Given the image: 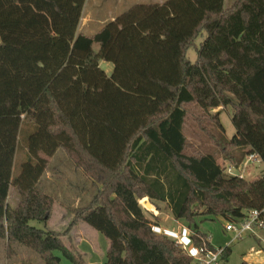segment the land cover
Listing matches in <instances>:
<instances>
[{
  "label": "trees",
  "instance_id": "1",
  "mask_svg": "<svg viewBox=\"0 0 264 264\" xmlns=\"http://www.w3.org/2000/svg\"><path fill=\"white\" fill-rule=\"evenodd\" d=\"M86 2L0 0V239L8 253L23 244L46 264H62L57 250L87 264L69 235L84 221L109 240L102 264H193L153 229L140 200L166 202L209 249L196 218L237 221L264 209V174H227L213 153H188L185 134L189 106L221 131L232 107L235 135L223 142L208 131L211 140L226 156L242 149L264 162V0L138 3L94 34L79 30ZM60 148L101 185L63 232L30 224L53 213L55 197L39 185Z\"/></svg>",
  "mask_w": 264,
  "mask_h": 264
},
{
  "label": "rangeland",
  "instance_id": "2",
  "mask_svg": "<svg viewBox=\"0 0 264 264\" xmlns=\"http://www.w3.org/2000/svg\"><path fill=\"white\" fill-rule=\"evenodd\" d=\"M166 0H87L84 17L80 29L86 33H96L101 27L102 22H108L116 18L124 11L130 9L138 3L158 2L163 3ZM235 0H225V7H230ZM91 19H94L91 20ZM206 33H203L198 39L197 44L204 40ZM188 58L195 62L198 58L196 49L191 48L187 53ZM102 62L101 66L106 68ZM189 116L185 124V134L188 138L187 152L190 154L213 153L223 169L230 165L236 166L248 180H252L261 174H264V162H247V156H244V150L232 149L230 156L222 151L210 138V133L217 134L223 141L230 140L236 133L232 123V107L223 110L221 121L225 127L221 131L215 124L210 123L207 117L197 120L203 115L202 110L194 105L189 106ZM221 109V108H220ZM219 109V110H220ZM212 112L216 110L212 109ZM199 121H206L207 133L202 129ZM19 155H25V143L19 150ZM49 167L43 176L39 187L55 197L53 213L48 221L32 220L31 225L44 230L65 231L69 228L72 220L86 208L98 193L101 185L96 184L92 178L86 175L82 167H78L72 154L67 150L60 148L49 162ZM20 160H17L15 174H18ZM20 200L18 191L12 187L10 192V203L16 207ZM149 201L151 207L148 205ZM140 204L144 213L155 225H158L163 233L169 236L174 233H184L188 228L186 219H176L167 203L160 200L141 199ZM200 229L206 232L211 243L216 249L230 246L231 250L227 258L222 257L218 264H239L245 256H248L251 248L262 247L264 254V228L257 230V235L247 234L243 239L233 241V233L226 231L225 226L229 222L223 217L210 219L196 218ZM69 235L87 261V264H102L107 260L109 248L108 238L97 231L84 221H80L71 230ZM65 242L70 245V240L66 237ZM260 244V245H259ZM8 253L6 241L0 239V262L2 264H46L44 260L32 249L19 243H14ZM55 254L61 257L62 264H76L61 251H55Z\"/></svg>",
  "mask_w": 264,
  "mask_h": 264
},
{
  "label": "built area",
  "instance_id": "3",
  "mask_svg": "<svg viewBox=\"0 0 264 264\" xmlns=\"http://www.w3.org/2000/svg\"><path fill=\"white\" fill-rule=\"evenodd\" d=\"M254 161H260L258 156L252 154L247 156V162ZM224 171L229 175H240L244 177L242 172L234 165L228 166ZM261 228H264V209L248 210L239 220L229 221L225 226L226 231L233 233V241L243 239L247 234L256 235L257 230ZM153 229L159 233H163L158 225L154 224ZM170 237L179 244L185 254L193 259V264H218L226 251V248L209 249L205 246L196 245L191 237V231L188 228L186 232L174 233ZM259 251L261 250L252 248L249 254L254 255Z\"/></svg>",
  "mask_w": 264,
  "mask_h": 264
},
{
  "label": "crops",
  "instance_id": "4",
  "mask_svg": "<svg viewBox=\"0 0 264 264\" xmlns=\"http://www.w3.org/2000/svg\"><path fill=\"white\" fill-rule=\"evenodd\" d=\"M85 8H86V6H85ZM85 8H84V11H83V16H82V19H83V17H84V12H85ZM82 19H81V23H80V27H81V24H82ZM113 19H115V18H113ZM112 19V20H113ZM91 20H93L94 21V19H91ZM108 21H110V20H108ZM107 22V21H106ZM106 22H102V26H104V24L106 23ZM80 27H79V30H81L80 29ZM102 28V27H101ZM100 28V29H101ZM99 29V30H100ZM98 30V31H99ZM82 31V30H81ZM83 32V31H82ZM84 33H86V32H84ZM87 34H90V33H87ZM94 34V33H93ZM102 62H107V63H111V65H108V64H106V68H103L102 66H101V64H102ZM100 66L108 73V74H111L112 72H113V70H114V64L112 63V62H108V61H105V60H101L100 61ZM220 109V107L219 108H216V109H214V110H216V111H218ZM215 111V112H216ZM246 151H248V149H246ZM10 192H11V190H10ZM145 199H149L148 197H146ZM189 229V228H188ZM262 229V228H261ZM258 233V232H257ZM255 235V234H254ZM257 235V234H256ZM260 245V244H259ZM252 249V248H251ZM256 250L258 249V250H261V251H259L258 253H256V254H254V255H250V254H247L248 256H245L244 258H243V260H245V261H247V262H249L250 264H264V254L262 253V251H263V248L262 247H259V248H255Z\"/></svg>",
  "mask_w": 264,
  "mask_h": 264
},
{
  "label": "water",
  "instance_id": "5",
  "mask_svg": "<svg viewBox=\"0 0 264 264\" xmlns=\"http://www.w3.org/2000/svg\"><path fill=\"white\" fill-rule=\"evenodd\" d=\"M147 202H148V205L151 207L152 206L151 203L149 201H147Z\"/></svg>",
  "mask_w": 264,
  "mask_h": 264
}]
</instances>
